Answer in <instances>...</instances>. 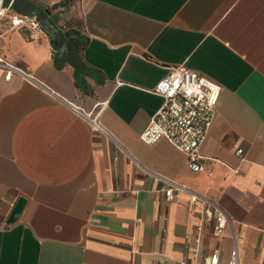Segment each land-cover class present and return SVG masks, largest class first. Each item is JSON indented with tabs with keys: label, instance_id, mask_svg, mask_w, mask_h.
I'll return each mask as SVG.
<instances>
[{
	"label": "crops",
	"instance_id": "1",
	"mask_svg": "<svg viewBox=\"0 0 264 264\" xmlns=\"http://www.w3.org/2000/svg\"><path fill=\"white\" fill-rule=\"evenodd\" d=\"M5 2L11 14L48 9L79 43L58 57L62 36L0 22V59L15 69L0 64V264H203L215 248L227 264L234 246L239 264H264V0ZM176 65L221 87L202 171L139 137ZM163 179L183 187L177 198ZM192 194L227 214L220 236Z\"/></svg>",
	"mask_w": 264,
	"mask_h": 264
},
{
	"label": "built area",
	"instance_id": "2",
	"mask_svg": "<svg viewBox=\"0 0 264 264\" xmlns=\"http://www.w3.org/2000/svg\"><path fill=\"white\" fill-rule=\"evenodd\" d=\"M10 6V4L5 6V0H0V22L7 17L12 27L44 30L36 16L11 14L8 11ZM0 64L9 70H15L2 59H0ZM17 72L30 81L40 84L30 73L20 70ZM220 90L221 87L218 83L194 70L182 65L170 66L167 74L159 79L152 89V93L162 98V103L140 132V139L147 144L155 143L160 139L167 140L185 153L192 170L202 171L204 167L200 161L203 157L199 152V147L213 121ZM76 110L82 114V110L78 108ZM87 117L97 129L105 132L97 123L96 117L91 118L89 115ZM237 152L241 153L242 149H238ZM163 180L167 183V187L164 188L166 199L177 198L183 187L172 181ZM199 199L206 205L202 215V223L213 221V234L220 236L225 227L230 224L227 214L209 199L200 198L195 194L191 195L193 202ZM202 229V224L197 225V232H201ZM218 261L219 249L215 248L208 256L204 257L203 264H218ZM227 264H239L235 246L230 251Z\"/></svg>",
	"mask_w": 264,
	"mask_h": 264
},
{
	"label": "water",
	"instance_id": "3",
	"mask_svg": "<svg viewBox=\"0 0 264 264\" xmlns=\"http://www.w3.org/2000/svg\"><path fill=\"white\" fill-rule=\"evenodd\" d=\"M30 16H36L37 19L40 21L42 28L47 31L50 35V42L52 44L58 45L59 38L62 36V43L57 48V56L60 57L62 53L65 51L66 42H75L79 43L78 34L72 30L61 31L57 26H55L48 17L45 15L50 16V11L48 9H41L37 5H32L30 9L26 13ZM25 203V199L23 197H19L16 201L9 217L6 220L7 224L14 222L20 215L23 206Z\"/></svg>",
	"mask_w": 264,
	"mask_h": 264
},
{
	"label": "trees",
	"instance_id": "4",
	"mask_svg": "<svg viewBox=\"0 0 264 264\" xmlns=\"http://www.w3.org/2000/svg\"><path fill=\"white\" fill-rule=\"evenodd\" d=\"M6 3L7 2H5V5H6ZM46 16L47 15H45V17ZM72 64H73L74 69H75V78H76L77 82L79 84H83L84 81H83L81 74L86 71V66L82 62L80 55L77 52L74 54Z\"/></svg>",
	"mask_w": 264,
	"mask_h": 264
},
{
	"label": "rangeland",
	"instance_id": "5",
	"mask_svg": "<svg viewBox=\"0 0 264 264\" xmlns=\"http://www.w3.org/2000/svg\"><path fill=\"white\" fill-rule=\"evenodd\" d=\"M6 1V0H5Z\"/></svg>",
	"mask_w": 264,
	"mask_h": 264
}]
</instances>
